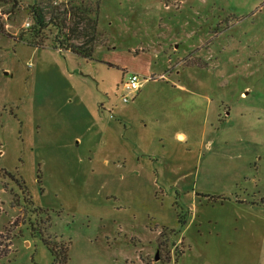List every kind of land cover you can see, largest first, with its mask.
I'll return each mask as SVG.
<instances>
[{"label":"rangeland","instance_id":"374dc122","mask_svg":"<svg viewBox=\"0 0 264 264\" xmlns=\"http://www.w3.org/2000/svg\"><path fill=\"white\" fill-rule=\"evenodd\" d=\"M36 4H82L94 58L19 40ZM0 24V264H54L42 237L68 264H264V0H20Z\"/></svg>","mask_w":264,"mask_h":264},{"label":"trees","instance_id":"16d2710c","mask_svg":"<svg viewBox=\"0 0 264 264\" xmlns=\"http://www.w3.org/2000/svg\"><path fill=\"white\" fill-rule=\"evenodd\" d=\"M19 2L20 0H0V4L2 5L17 6ZM70 4L72 3L70 2ZM79 11H81L83 15L78 14ZM33 18V24L31 26H27L30 27L29 32L21 33L19 40H22L32 46H44V38H39L43 35L45 27L49 25V27L56 29V33L52 38V44L54 47L62 51H71L85 59L94 58L96 48L93 41L96 37L98 20L90 15L85 16L82 4H74L71 5L70 8H63V10H61V6H55V9L48 21L46 19L44 9L41 8L39 4H36L34 6ZM0 28H3V25L0 24ZM88 37H90V39ZM10 175L14 177L12 174ZM40 211H43V209L38 208L36 212ZM42 239L54 256V264H57L60 261L62 264H68L69 256L67 253L69 248L64 247L60 251H57L48 239H45V237H42Z\"/></svg>","mask_w":264,"mask_h":264},{"label":"built area","instance_id":"2783aa9c","mask_svg":"<svg viewBox=\"0 0 264 264\" xmlns=\"http://www.w3.org/2000/svg\"><path fill=\"white\" fill-rule=\"evenodd\" d=\"M29 25L30 24L27 23V26ZM149 78L152 79L151 77ZM144 79L146 78L136 72L129 74L128 78L123 82L124 93L122 98L125 102H129L131 98L141 90Z\"/></svg>","mask_w":264,"mask_h":264},{"label":"flooded vegetation","instance_id":"af4514ba","mask_svg":"<svg viewBox=\"0 0 264 264\" xmlns=\"http://www.w3.org/2000/svg\"><path fill=\"white\" fill-rule=\"evenodd\" d=\"M15 178H16V177H15ZM16 179H17V178H16ZM17 180L19 181V183H20V182L22 183V180H21V179H20V180H19V179H17ZM22 184H23V183H22ZM22 184H21V185H22Z\"/></svg>","mask_w":264,"mask_h":264},{"label":"crops","instance_id":"0c3cea01","mask_svg":"<svg viewBox=\"0 0 264 264\" xmlns=\"http://www.w3.org/2000/svg\"><path fill=\"white\" fill-rule=\"evenodd\" d=\"M181 134H183V135L185 136V134H184V133H182V132H180V133H179V136H180Z\"/></svg>","mask_w":264,"mask_h":264},{"label":"water","instance_id":"95a60500","mask_svg":"<svg viewBox=\"0 0 264 264\" xmlns=\"http://www.w3.org/2000/svg\"><path fill=\"white\" fill-rule=\"evenodd\" d=\"M156 258H157V259L159 258V257H158V254H157Z\"/></svg>","mask_w":264,"mask_h":264}]
</instances>
